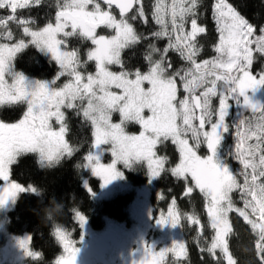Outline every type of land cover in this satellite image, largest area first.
<instances>
[{"label": "snow or ice", "instance_id": "1", "mask_svg": "<svg viewBox=\"0 0 264 264\" xmlns=\"http://www.w3.org/2000/svg\"><path fill=\"white\" fill-rule=\"evenodd\" d=\"M45 8L52 12L38 21L32 13ZM208 13L216 41L214 55L202 58L201 39L211 31ZM73 40L83 47H73ZM30 48L57 65L51 80L17 71L19 54ZM129 53L135 57L131 62ZM262 56L264 25L252 24L230 0H0V206L18 193L35 191L32 184L11 179L21 157L35 154L41 166H56L89 143L73 141L75 117L91 129L87 154L77 167L91 169L101 187L122 176L117 163L128 169L146 165L153 178L170 175L182 198L201 195L212 235H205L199 215L177 208L176 197L158 224L197 226L194 242L202 261L206 254L209 264H238L229 244L230 214L236 213L255 233L254 251L264 264V105L248 95L264 85V64L254 72ZM230 101L251 109V115L230 122ZM19 106L20 118L9 122L5 110ZM129 124L139 125L138 135L127 131ZM228 134L233 144L222 154ZM168 143L178 162L161 154ZM105 152L113 157L108 164L100 159ZM234 161L238 168L233 169ZM84 187L94 195L87 181ZM71 211L82 227L85 215ZM51 234L67 252L70 233L55 223ZM78 251L54 264H76ZM169 253L168 264H190L184 240L158 252L145 244L134 264H165Z\"/></svg>", "mask_w": 264, "mask_h": 264}, {"label": "trees", "instance_id": "2", "mask_svg": "<svg viewBox=\"0 0 264 264\" xmlns=\"http://www.w3.org/2000/svg\"><path fill=\"white\" fill-rule=\"evenodd\" d=\"M147 2H150V0H146ZM207 2L210 3L211 0H207ZM230 2L239 6L242 14L252 24L264 25V0H230ZM46 12H52V10L45 8L40 12L34 11L32 15L37 17L38 21H44ZM23 14L27 15L26 12ZM206 22L209 24L211 31L209 36L201 39V43L205 46V53L202 58L214 55L211 45L216 41L215 25L211 20L210 13L206 16ZM152 26L155 27L154 24ZM140 30L144 31V26H140ZM72 46L83 47L81 42L77 40L72 41ZM129 57L130 62L135 59L131 53H129ZM16 67L26 75L39 79H51L57 72V65L43 58L42 54L34 48L27 49L19 54ZM89 71H94V64L90 65ZM19 107L16 109L21 111ZM16 109L5 110L9 112L8 120H11ZM238 119L239 117L234 115L232 121ZM72 120L73 141L83 142L87 140L89 142L85 143L74 156L61 161L56 166H41L35 154H28L21 157L18 164L12 166L11 178L24 184H32L36 191L21 193L16 200L15 207L8 211L7 216L0 212V223L5 221V230H0V247L5 244L8 234L30 233L32 250L37 254L40 252L41 257L37 258V254L33 258L30 257L28 264H54L55 259L61 255L63 251L62 244L51 234L55 223H59L64 227L74 239L80 238L82 228L74 218L72 208L80 210L90 226L96 230L103 229L107 219L130 223L129 205L135 197L133 189H128L108 199H97L85 189L84 183L86 180H89L94 191H97L100 187V180L92 176L89 169L77 167V164L83 162V157L88 151L91 141V129L83 128L75 117ZM128 127L135 132L140 129L136 124H129ZM161 154H167L173 163L178 162V152L171 143L161 149ZM126 177L134 187L142 185L150 187V202L153 206L154 217H158L161 213L165 214L172 198L176 197L177 208L182 213L191 214L195 212L199 215L205 225V235L209 237L212 235L211 229L207 227L208 218L205 202L198 192L194 193L192 198H182V188L174 178L166 174L152 178L146 165L133 166V168L126 171ZM53 196L57 201L63 202L66 207L62 216L49 222L44 217L42 210L48 204L49 198ZM160 196H163L164 199H159ZM235 199L238 201V196ZM230 215L233 227V234L229 238L230 251L238 264H258L254 251L255 233L236 213ZM177 226L181 229L182 237L189 247L190 264H209L212 258L205 254L202 261L201 254L194 242L197 226L189 225L186 221H182V224ZM172 259L173 257L169 253L165 264H168Z\"/></svg>", "mask_w": 264, "mask_h": 264}, {"label": "rangeland", "instance_id": "3", "mask_svg": "<svg viewBox=\"0 0 264 264\" xmlns=\"http://www.w3.org/2000/svg\"><path fill=\"white\" fill-rule=\"evenodd\" d=\"M102 34H107L106 30ZM256 64H264V56L254 63V67ZM17 71L20 70L17 68ZM63 82L64 78L62 82L58 81V84ZM248 95L252 98L249 92ZM263 100L264 97L262 98ZM230 103L232 102L230 101ZM232 109L235 112L237 110H245L242 105L235 102L232 103L229 113H231ZM113 120L114 122H118L119 116L114 115ZM54 127H56L55 124ZM130 129L129 127L127 128L129 133L137 135L141 130L139 129L135 132ZM100 159L103 163L108 164L112 162L113 157L110 153L105 152L101 154ZM117 169L122 172V176L117 177V179L105 187H101L102 179L97 177L100 180V187L97 191L92 189L89 180L86 181L94 193L92 196L97 199L112 198L121 192L133 189L135 197L129 205L130 223L127 224L107 219L105 227L101 230H96L90 226L86 219V222L81 227L82 234L80 238L74 239L70 234L71 247L66 252L62 245L63 251L60 256L67 257L72 249L77 248L79 251L76 257V264H134V262L139 261L145 244L154 246L158 252L160 248L171 247L173 242L184 240L179 226L173 227L170 224L160 225L156 222L157 217L153 215V206L150 202V187L148 185L132 186L126 177L128 168H124L123 164L117 163ZM89 171L94 176L91 169ZM12 180L21 183L15 179ZM2 184L3 182L0 181V185ZM34 189L36 191L35 187ZM20 194L18 193L16 197L10 198L4 205L0 206V212L7 216L8 211L15 207L16 200ZM166 214L167 212L164 215ZM0 230H5V221L0 223ZM24 241H28L27 247L23 246ZM29 253H32V256L37 254L32 250L30 233L26 232L20 235L8 234L5 244L0 247V264H24L26 258L31 256Z\"/></svg>", "mask_w": 264, "mask_h": 264}, {"label": "flooded vegetation", "instance_id": "4", "mask_svg": "<svg viewBox=\"0 0 264 264\" xmlns=\"http://www.w3.org/2000/svg\"><path fill=\"white\" fill-rule=\"evenodd\" d=\"M42 57L49 60V58L47 56L43 55V54H42ZM260 65L261 64H256L255 65L254 72L255 71H258V68H259ZM30 77H33V76H30ZM33 78H36V77H33ZM62 81H63V78H62V80L60 82H62ZM249 93L251 94L253 101H259L262 105H264V100L262 101V98L264 97V85L259 86L254 91L253 90H250ZM214 103H218V101H215L214 100ZM19 108L21 109V111L18 110V109H16L13 112V116H12L11 120H9V122H15L16 120H18L20 118V112L22 114L23 106L22 107H19ZM243 113H245L246 115H249L250 116L251 115V109H245V110H240V111L237 110V112H235V110L232 109L231 113H229L228 120L230 122H232V119L234 118V115H237L239 117V119H240L241 118V115ZM232 144H233V138L231 137V134L226 135L225 138H224V140H223L221 153L223 154L224 152H226ZM232 167H233V169H235V168H238L239 165H238L237 162L234 161V162H232ZM29 258L30 257H27L26 258V261H25L24 264H28Z\"/></svg>", "mask_w": 264, "mask_h": 264}, {"label": "clouds", "instance_id": "5", "mask_svg": "<svg viewBox=\"0 0 264 264\" xmlns=\"http://www.w3.org/2000/svg\"><path fill=\"white\" fill-rule=\"evenodd\" d=\"M65 207L63 202L57 201L54 196L50 197L48 204L42 210L43 215L47 220H55L64 214Z\"/></svg>", "mask_w": 264, "mask_h": 264}, {"label": "bare ground", "instance_id": "6", "mask_svg": "<svg viewBox=\"0 0 264 264\" xmlns=\"http://www.w3.org/2000/svg\"><path fill=\"white\" fill-rule=\"evenodd\" d=\"M29 257H32V258H33V257H35V255H33V256L31 255V256H29Z\"/></svg>", "mask_w": 264, "mask_h": 264}]
</instances>
